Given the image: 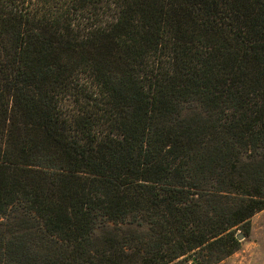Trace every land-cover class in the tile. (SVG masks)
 <instances>
[{
  "label": "trees",
  "instance_id": "1",
  "mask_svg": "<svg viewBox=\"0 0 264 264\" xmlns=\"http://www.w3.org/2000/svg\"><path fill=\"white\" fill-rule=\"evenodd\" d=\"M262 210L264 0H0V264H218Z\"/></svg>",
  "mask_w": 264,
  "mask_h": 264
},
{
  "label": "rangeland",
  "instance_id": "2",
  "mask_svg": "<svg viewBox=\"0 0 264 264\" xmlns=\"http://www.w3.org/2000/svg\"><path fill=\"white\" fill-rule=\"evenodd\" d=\"M248 228V233L246 230ZM235 236H242L238 241V249L218 264H264V210L256 213L249 226H239L234 229ZM246 233V234H245ZM173 264H191L189 259Z\"/></svg>",
  "mask_w": 264,
  "mask_h": 264
},
{
  "label": "water",
  "instance_id": "3",
  "mask_svg": "<svg viewBox=\"0 0 264 264\" xmlns=\"http://www.w3.org/2000/svg\"><path fill=\"white\" fill-rule=\"evenodd\" d=\"M236 239L239 241V240L242 239V236H241V235H238V236L236 237Z\"/></svg>",
  "mask_w": 264,
  "mask_h": 264
}]
</instances>
